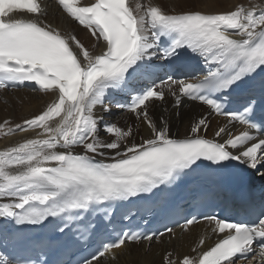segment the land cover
Returning a JSON list of instances; mask_svg holds the SVG:
<instances>
[{
	"label": "snow or ice",
	"instance_id": "snow-or-ice-1",
	"mask_svg": "<svg viewBox=\"0 0 264 264\" xmlns=\"http://www.w3.org/2000/svg\"><path fill=\"white\" fill-rule=\"evenodd\" d=\"M57 4L97 41L102 39L105 50L92 55L75 36L69 39L44 24L38 19L44 14L38 0H0V90L31 82L55 97L44 111L23 125L5 130L9 121L0 123L3 135L39 128L48 137L29 139L0 151V198L11 201L0 203V218L15 225H41L63 214L71 219L73 212L87 211L91 205L153 193L186 169L200 167L197 162L201 160L219 167H228L223 162L238 161L264 177L259 171L264 167V89L259 98L252 92L240 97L239 106L233 110L226 111L220 102L230 98L234 89L258 69L264 71V6L240 5L219 14H168L151 4L137 3L133 9L129 0H95L90 6H79L80 0H57ZM14 13L29 14L30 18H17ZM163 37L170 42L161 48ZM183 49L203 57L207 75L195 83L169 77L156 85L152 77L160 66L152 63V58L175 64ZM142 82L146 83L140 88L130 87ZM173 85L179 86V96ZM163 87L176 96V107L181 97L199 101L217 115L247 127L234 138L229 135L224 143H216L198 135L207 128L206 118H201L191 127L192 137L172 139L166 122L158 127L148 115L149 102L164 100ZM109 89L136 93L126 107L137 119L143 118L151 129V138L123 145L121 150V141L130 137L132 130L108 125L105 133L116 139L101 142L94 109L104 104ZM56 118L59 122L50 126ZM250 129H257L260 135L250 134ZM226 131L220 128L215 135ZM77 147L83 149V155L73 154ZM229 148L237 149L238 154ZM102 149L115 151L113 162L97 161L88 155L103 156ZM205 218L214 223L213 232L226 235L198 257L185 256L179 264H236L237 259L264 264V209L249 223H230L214 215ZM8 222L0 225V231L9 232ZM196 222L188 219L183 227ZM153 239L154 235L128 232L113 242L101 240L93 260L127 242ZM203 243L201 240L200 245ZM170 255L164 264H177ZM0 264L9 262L0 257Z\"/></svg>",
	"mask_w": 264,
	"mask_h": 264
},
{
	"label": "bare ground",
	"instance_id": "bare-ground-1",
	"mask_svg": "<svg viewBox=\"0 0 264 264\" xmlns=\"http://www.w3.org/2000/svg\"><path fill=\"white\" fill-rule=\"evenodd\" d=\"M137 3H141L144 6L149 4L159 6L163 11H168V13L172 14L190 11H199L204 14H219L233 11L240 5H243L245 8H251L253 5L264 6V0H130V5L133 9H135ZM41 7L44 14L39 16L38 19L44 24L50 25L52 28L58 30L62 36L69 39L75 36L92 55H99L105 50L102 39L97 41L87 29L77 26L59 6L53 3L42 2ZM234 37L240 39L238 36ZM74 51L79 52V49H75L74 47ZM80 58L83 59L82 55ZM115 90L109 89L108 95L111 96ZM107 96L105 97V101ZM54 99L55 97L51 93H45L40 90L0 91V123H3L5 120L9 121V124L5 126V130L9 127L15 128L18 124L23 125L25 120L31 119L44 111ZM105 104L106 102L102 106L97 105L94 109V116L98 120V138L101 142H110L113 140V137L105 133V127L100 124L101 122L107 125L120 124L122 130L125 131L130 128L133 122L131 121V117L124 119V114L120 115L119 112H116L114 115V110H111ZM105 108L108 111H104ZM200 112H203L204 116L207 114L204 112L202 106L185 100H182L180 107L176 108L174 107L173 100H170L168 97L161 102L153 101L149 104L148 108L149 118L158 127L161 126L162 122H166L169 133L178 130L180 136H186L191 133V127L200 119ZM111 116H113L112 119ZM134 118L136 119V125L134 124V128L131 129L132 135L121 141V150H123V145L131 143L140 144L144 140L151 138V129L143 122V118L137 119L136 116ZM204 118L207 120V128L201 131V133L206 132L209 138L214 137L218 142L222 143L233 132L226 125V122L221 119L213 118L212 116ZM122 121L123 123H120ZM58 122L59 118H56L50 121L49 124L55 127ZM220 128H226L227 131L217 137L215 133ZM42 133L43 130L37 128L27 132L17 129L12 135L0 134V151L15 147L29 139L48 138ZM57 151L65 150L57 149ZM102 151L104 152L103 156H95L91 153L88 155L112 161L111 157L115 155V151L108 149H102ZM73 154L83 155L84 151L82 148L77 147L74 149ZM5 202L11 201L0 198V203ZM209 233L210 230L205 229L204 224L192 227L184 233L180 230H174L168 236L156 242L139 245L126 244L119 249L106 253L105 256L94 261L92 264H164L165 257H168L169 253L171 254L169 258L177 261V264H179L185 256L196 258L211 246L215 237ZM201 240L204 243L200 246Z\"/></svg>",
	"mask_w": 264,
	"mask_h": 264
},
{
	"label": "rangeland",
	"instance_id": "rangeland-1",
	"mask_svg": "<svg viewBox=\"0 0 264 264\" xmlns=\"http://www.w3.org/2000/svg\"><path fill=\"white\" fill-rule=\"evenodd\" d=\"M166 13H168V11H167ZM135 120H136V119H135L134 117H131V121H132L133 123H131V125H130V129H133V128H134V124L136 125ZM115 138H116V137H113V140H115Z\"/></svg>",
	"mask_w": 264,
	"mask_h": 264
}]
</instances>
